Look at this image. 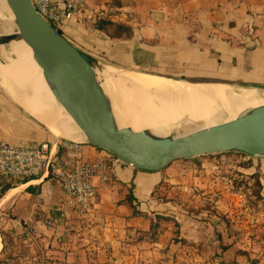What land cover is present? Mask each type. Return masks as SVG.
Here are the masks:
<instances>
[{
  "label": "crops",
  "instance_id": "obj_1",
  "mask_svg": "<svg viewBox=\"0 0 264 264\" xmlns=\"http://www.w3.org/2000/svg\"><path fill=\"white\" fill-rule=\"evenodd\" d=\"M99 20L128 33L112 36L114 27L100 29ZM61 33L113 67L264 89V0H82ZM14 101L0 89V141H45L64 156V139ZM76 143L86 158L105 156ZM239 157L177 159L157 171L118 163L108 181L94 178L97 193L84 212L43 175L1 180L0 190L9 187L0 191V256L7 236L23 264H264V216L247 213L246 196L223 180L256 174L264 186V158Z\"/></svg>",
  "mask_w": 264,
  "mask_h": 264
},
{
  "label": "water",
  "instance_id": "obj_2",
  "mask_svg": "<svg viewBox=\"0 0 264 264\" xmlns=\"http://www.w3.org/2000/svg\"><path fill=\"white\" fill-rule=\"evenodd\" d=\"M4 3L12 15V31L0 33V51L21 39L28 42L46 85L71 114L77 127L72 137L59 135L62 139L88 143L111 153L120 163L144 171L161 170L177 159L189 160L210 154L234 152L264 158V102L239 111L233 118L228 116L185 133L173 134L169 129L160 135L148 127L119 126L111 94L103 88L99 77L108 67L119 71L127 69L92 59L41 16L31 0H4ZM0 61H5V56L0 54ZM0 89L10 97L1 85ZM252 89L264 98V89ZM63 121L57 119L58 124Z\"/></svg>",
  "mask_w": 264,
  "mask_h": 264
},
{
  "label": "bare ground",
  "instance_id": "obj_3",
  "mask_svg": "<svg viewBox=\"0 0 264 264\" xmlns=\"http://www.w3.org/2000/svg\"><path fill=\"white\" fill-rule=\"evenodd\" d=\"M11 18L12 15L4 0H0L1 23L3 20L8 22L5 26L1 24L4 32L12 31ZM9 50L10 53L14 52V57L7 64L13 70L16 81L7 79L2 87L30 115L47 124L55 135L72 137L77 130L74 120L46 85L41 75V68L31 56L28 42L25 39L12 42ZM0 73L7 74L6 66L1 61ZM100 74L104 77V79L101 77L102 86L110 94H112V89L107 87L105 80L110 87L115 86L114 91L120 85L129 86L127 91L129 93L123 95L120 103L116 102L117 96L114 98L116 103L114 102L113 110L117 124L119 126L128 125L133 129L150 127L152 131L160 135L165 134L170 127L179 122L185 113L188 114V121L206 118L209 115L210 105L217 100L229 112L230 118L235 117L239 111L250 109L264 102V98H260L257 91L252 88H233L213 84L191 85L184 82L166 83L156 76L119 71L110 67L105 68ZM16 85L22 88L20 92L16 91L18 89ZM153 89L158 91L157 94L150 93ZM126 96L131 100L139 101L137 102L139 111L124 108ZM203 115L204 117H201ZM58 118L64 121L58 124Z\"/></svg>",
  "mask_w": 264,
  "mask_h": 264
},
{
  "label": "built area",
  "instance_id": "obj_4",
  "mask_svg": "<svg viewBox=\"0 0 264 264\" xmlns=\"http://www.w3.org/2000/svg\"><path fill=\"white\" fill-rule=\"evenodd\" d=\"M36 11L55 29L62 32L82 0H31ZM65 155L57 157L48 142L18 145L0 141V181L45 176L57 182L69 208L84 212L97 193L94 178L106 182L120 161L105 151L104 157L86 158L76 142L62 140Z\"/></svg>",
  "mask_w": 264,
  "mask_h": 264
},
{
  "label": "rangeland",
  "instance_id": "obj_5",
  "mask_svg": "<svg viewBox=\"0 0 264 264\" xmlns=\"http://www.w3.org/2000/svg\"><path fill=\"white\" fill-rule=\"evenodd\" d=\"M1 24L3 26H5V25L8 24V22L5 21V20H3L2 23L0 22V33H3L4 30H3L2 26H1ZM5 49L6 50L1 49L0 54L3 57L5 56V61H3V62L1 61V62H2V64H4L6 66V73L8 75L7 74L6 75H4V74L2 75L0 73L2 75L1 76V81H0V85L1 86H2V84L6 83L7 79L16 81L15 77L13 75V70L7 64L8 61L12 57H14V52L10 53V50H9V48L7 46L5 47ZM127 71L129 72L130 70H127ZM137 73H139V72H137ZM6 76H8V77H6ZM101 77L104 79L103 76H100L99 78H101ZM163 80L166 83H169V82L170 83L183 82V81H179V80L178 81L177 80L173 81V80H170V79H163ZM105 82H106V85H108L107 87L112 89V94H111L110 100L113 101V102H115L114 98L117 96L116 102L118 101L120 103V101L123 99V95L129 93V92H127L129 90V86L126 85V84L118 86V87H121V88L116 87L117 89H115V91H114L113 89L115 88V86L110 87V85L108 84V82L106 80H105ZM16 87L18 88V89H16V91L20 92L22 88H20L17 85H16ZM116 92H117V94H116ZM157 92L158 91H156L155 89L150 91V93H152V94H157ZM125 98H127L126 99V104L127 105L125 104V107H124L125 109L130 110L132 108L135 111H139L140 110V108L138 106V103H137L139 101L131 100L128 96H126ZM260 98H263V97L261 96ZM222 106L223 105H222L221 102L215 101L214 103H212L210 105L209 115L206 118H198V119H196L194 121H188L187 120L188 114L185 113V114L182 115L180 121L175 123V125H173L168 132L169 133H173V134L185 133V132H187L189 130H192V129L207 125L208 123L209 124L216 123V122H219V120L221 121L223 119H226L229 116V112L226 109H224V107H222ZM214 112H215V114H214ZM201 117H204V115L201 116ZM215 118H217V119H215ZM148 128H150V127H148ZM230 153H232L234 155H238L240 157L243 156V154H239V153H234V152H230ZM225 177L227 179L224 178L223 180H226L227 183H224V185H226L230 190L240 191L243 195L246 196L245 204L247 205V213H250L252 215H256V214L258 215V213H260V214H262L264 216V186L260 184L258 176L256 174H252V175L248 174V175H243L241 177L240 174H232L231 176L228 175V176H225ZM6 224H7L6 218L4 219L3 223H2V220L0 221V227H3ZM16 225H18V224L11 223L8 226L10 228H14ZM1 229L2 228H0V230ZM4 240H5L6 250L4 252V255L0 256V264H23L17 258L18 251H17V248H16L15 244L13 243V240L11 241V239L9 237H7V236L5 237Z\"/></svg>",
  "mask_w": 264,
  "mask_h": 264
},
{
  "label": "trees",
  "instance_id": "obj_6",
  "mask_svg": "<svg viewBox=\"0 0 264 264\" xmlns=\"http://www.w3.org/2000/svg\"><path fill=\"white\" fill-rule=\"evenodd\" d=\"M97 26H98V28L104 29L107 32H109L107 26H113L114 29L109 32L110 35H112V36L119 35L121 31H125V33H128V28H126L125 26L120 25V24H115L114 25V24H112L111 22H108V21H101V20H99V21H97ZM24 180H26V179H24ZM8 187H9L8 185L4 186V188H2V190H1V192H3V190L6 189V188H8Z\"/></svg>",
  "mask_w": 264,
  "mask_h": 264
}]
</instances>
